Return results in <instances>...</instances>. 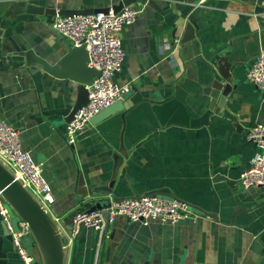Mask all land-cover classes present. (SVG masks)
Here are the masks:
<instances>
[{
	"label": "crops",
	"instance_id": "0c3cea01",
	"mask_svg": "<svg viewBox=\"0 0 264 264\" xmlns=\"http://www.w3.org/2000/svg\"><path fill=\"white\" fill-rule=\"evenodd\" d=\"M122 1L0 0V117L45 163L55 197L50 215L70 226L76 211L96 208L105 197L80 198V180L88 188L105 185L119 155L117 197L165 195L217 220L198 212L178 223L118 216L108 226L101 264H264V188L245 190L239 180L258 152L246 132L264 124V92L247 80L264 47V0H150L121 32L125 61L115 80L131 85L122 99L129 108L90 122L71 145L66 124L84 74L75 45L51 22L62 9L113 10ZM189 21L195 38L181 43ZM229 46L239 83L226 108L240 130L209 109L210 61ZM102 232L84 227L65 264H96ZM0 264H24L1 218Z\"/></svg>",
	"mask_w": 264,
	"mask_h": 264
},
{
	"label": "built area",
	"instance_id": "2783aa9c",
	"mask_svg": "<svg viewBox=\"0 0 264 264\" xmlns=\"http://www.w3.org/2000/svg\"><path fill=\"white\" fill-rule=\"evenodd\" d=\"M150 0H136L124 5L121 10L108 13L78 14L63 16L57 14L51 25L55 31L73 45H86L89 66L100 71L87 86L89 101L66 124L67 142L76 143L79 133L90 120L103 109L122 100L131 91V85H121L115 75L121 71L125 61V50L121 40L122 30L133 24L144 12ZM162 52L163 48L160 49ZM247 80L264 92V48L252 61ZM247 141L258 148L251 165L244 169L240 184L247 190L253 187L264 188V124H252L246 132ZM0 161L4 164L49 212L55 197L51 185L43 174L42 164L27 151L22 144L21 130L0 117ZM50 214V213H49ZM118 216L131 221H160L178 223L198 214L185 201L169 199L158 195L125 197L118 201L110 200L107 207L80 210L73 216L72 224L66 226L60 217H53L64 240V248L71 249L80 231V226L97 231L104 229L107 221L113 223ZM109 217V220H108ZM0 218L5 225L17 256L24 264H44L41 255L29 248L26 241L34 239L33 230L12 208L0 191ZM36 244V243H35ZM34 244V245H35Z\"/></svg>",
	"mask_w": 264,
	"mask_h": 264
},
{
	"label": "water",
	"instance_id": "95a60500",
	"mask_svg": "<svg viewBox=\"0 0 264 264\" xmlns=\"http://www.w3.org/2000/svg\"><path fill=\"white\" fill-rule=\"evenodd\" d=\"M136 0H124L120 2L118 5L114 6L112 9L115 12L121 10L124 5H129ZM52 10L51 13L56 14L57 11L55 9H47ZM110 11L107 9H80V10H69L62 9L58 12L59 15L63 16H73L78 14H92L104 12L108 13ZM197 29L194 21H189L186 25V29L184 35L182 37L181 43H186L195 38L194 30ZM264 48V47H263ZM73 53L79 56L80 65L84 74V78L81 80L79 88H78V99L73 107V110L68 117V122H70L75 113L82 107L85 106L89 101V91L87 89L88 85L93 83V79L96 75L100 74L99 70L91 68L89 66V54L86 48V45L75 46L73 48ZM231 46L226 47L219 52H216L210 61L211 66L214 70L211 72L212 75V83L210 90V106L209 109H219L222 112L224 117L231 119L234 122V125L237 129L240 130L241 126L238 123V118L236 115L232 114L226 108V99L228 95L233 91V89L237 88L239 83V79L233 77L232 68L235 65L236 61L231 58ZM26 65H30L32 61L28 55L25 57ZM46 70H49V67L46 65L44 61H39ZM130 93V92H129ZM128 93V94H129ZM127 94V95H128ZM123 107L126 109L129 108L128 104H125L122 100L116 101L112 105L103 109L100 113L95 115L90 122L93 123L96 120H100L105 114L112 112L116 109L120 110ZM124 117V116H123ZM123 147V146H122ZM121 151H123L121 149ZM123 157H127L126 151L122 152ZM123 162V158L119 155L116 157L115 167L112 173L111 178L105 185H99L97 187H86L83 179L81 178L79 183V194L80 198H83L85 195H101L104 196L105 199L101 201H95L94 206L96 208H104L107 207L110 203V200L118 201L121 199L117 197L113 191L116 187L118 180V169ZM42 164L43 169H46L45 163L39 162ZM0 191L2 192L4 198L8 201V203L12 206V208L18 213L20 217L24 220L28 221L32 227L34 239L30 240L27 243L29 248H32L35 243H37L40 253L43 258L44 264H65V256L66 251L64 248V240L60 234L59 227L57 223L54 221L53 217L49 214V212L41 205V203L32 195V193L14 176V174L0 161ZM161 196L165 197V195L160 194H151L150 196ZM92 209V208H91ZM193 209V208H192ZM195 209V210H194ZM193 210L202 215L210 217L212 219L217 220V215L215 213L209 211H203L200 208L195 207ZM84 210V209H83ZM88 210V209H85ZM80 211V210H79ZM78 212V211H76ZM75 212V213H76ZM74 213V214H75ZM74 216V215H73ZM109 220V217H108ZM109 221L105 224L102 235L100 237V245L97 252L96 264L102 263V251L103 246L106 240V232L109 226ZM84 226H80L79 234L83 231ZM183 264V263H181Z\"/></svg>",
	"mask_w": 264,
	"mask_h": 264
},
{
	"label": "rangeland",
	"instance_id": "374dc122",
	"mask_svg": "<svg viewBox=\"0 0 264 264\" xmlns=\"http://www.w3.org/2000/svg\"><path fill=\"white\" fill-rule=\"evenodd\" d=\"M35 253H38L39 255H41V253H40V250H39V247H38V245H37V243L34 245V250H33ZM41 258H42V255H41ZM42 260H43V258H42Z\"/></svg>",
	"mask_w": 264,
	"mask_h": 264
}]
</instances>
